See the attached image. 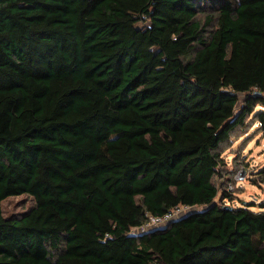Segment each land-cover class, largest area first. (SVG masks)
Returning <instances> with one entry per match:
<instances>
[{
	"label": "trees",
	"instance_id": "trees-1",
	"mask_svg": "<svg viewBox=\"0 0 264 264\" xmlns=\"http://www.w3.org/2000/svg\"><path fill=\"white\" fill-rule=\"evenodd\" d=\"M250 117L264 0H0V264H264V210L214 180Z\"/></svg>",
	"mask_w": 264,
	"mask_h": 264
},
{
	"label": "rangeland",
	"instance_id": "rangeland-1",
	"mask_svg": "<svg viewBox=\"0 0 264 264\" xmlns=\"http://www.w3.org/2000/svg\"><path fill=\"white\" fill-rule=\"evenodd\" d=\"M146 25L138 23L137 28H144ZM242 100V96L240 97ZM260 109L259 106L256 107ZM222 157L225 165L220 170V175L216 176L215 183L219 189L225 188L228 181L233 179L238 169L243 168L246 171V180L242 184H237L232 205L238 207L241 205L249 206L251 210L260 211L264 208V131L259 123L252 117L246 120V124L237 128L230 140L222 148ZM225 200L224 203H228ZM253 203V204H251ZM34 205L31 197L26 195L11 197L2 202V212L5 217H16L27 212ZM168 224V223H167ZM167 224L150 226L144 231L135 230L136 234L149 232L157 228H164Z\"/></svg>",
	"mask_w": 264,
	"mask_h": 264
},
{
	"label": "built area",
	"instance_id": "built-area-1",
	"mask_svg": "<svg viewBox=\"0 0 264 264\" xmlns=\"http://www.w3.org/2000/svg\"><path fill=\"white\" fill-rule=\"evenodd\" d=\"M245 180H246V171L243 168L238 169V171L234 174L233 184H229L227 190L230 193H233L236 189L237 184H242ZM185 211H187L186 207H177L162 217H155L152 215H148V219L146 223L142 227H140V231H144L148 229L150 226L167 224L169 221L181 215Z\"/></svg>",
	"mask_w": 264,
	"mask_h": 264
},
{
	"label": "water",
	"instance_id": "water-1",
	"mask_svg": "<svg viewBox=\"0 0 264 264\" xmlns=\"http://www.w3.org/2000/svg\"><path fill=\"white\" fill-rule=\"evenodd\" d=\"M225 208H229L228 206H225Z\"/></svg>",
	"mask_w": 264,
	"mask_h": 264
}]
</instances>
